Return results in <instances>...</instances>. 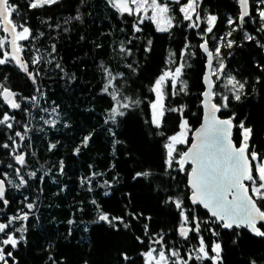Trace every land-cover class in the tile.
<instances>
[{
    "label": "trees",
    "instance_id": "16d2710c",
    "mask_svg": "<svg viewBox=\"0 0 264 264\" xmlns=\"http://www.w3.org/2000/svg\"><path fill=\"white\" fill-rule=\"evenodd\" d=\"M14 2L21 6V13L27 17L33 31L44 33L33 41L44 59V63L38 66L42 74L37 85H33L14 65L0 66V76H7L4 83L19 95H37V86L43 91L39 109L31 108L28 116L22 111L15 112L17 120L28 123L32 129L28 133L30 140L24 141L29 155L23 171H35L37 176H25L29 180L26 186H8L6 198L10 201L9 207L3 208L0 204V210L7 215H14L22 207L24 197L36 205L24 233L25 239L15 250L7 249L12 251L16 264H53L49 257H53L56 264H128L122 258L125 253L134 259L135 264H144L141 253L147 251L145 223L150 234L163 230L166 239L177 242L183 254L185 243L176 234L180 215L172 204L164 202L166 196L172 193L183 199L184 206L189 210L195 207L196 216L202 220L208 219V213L188 200L187 179L191 164L183 172L175 166L165 170L164 145L168 141L157 135L149 123V101L155 98L150 88L165 69L169 52H175L178 57L179 50L187 41L190 50L196 53L186 57L190 65L185 67L183 74L187 92L172 97L169 90L164 104L166 108L183 106L182 118L192 129L190 135L200 125L206 59L198 48L201 43L199 36L187 28L176 12L179 26L171 32H158L154 24L145 21L143 32L136 34L139 38L133 45H127L132 18L121 19L106 0H85L83 4L80 0H59L50 7L34 10L25 7L26 0ZM201 7L205 13L218 17L217 29L214 30L217 36L228 31L226 20L230 16L235 17L238 10L235 0H203ZM77 14L82 19H74ZM258 26L248 23L245 29L257 37L259 44L256 40H245L243 32L237 31L231 37L236 44L230 49H221L228 71L238 79L248 80L251 87L246 89L247 95L240 101L232 100L229 94V106L222 108L219 115L230 118L234 114L233 140L238 147L242 140L239 124L243 122L245 128L251 129L250 150L264 154V75L257 67L264 64V48L260 47L264 44V39H260L264 32H257ZM149 39L152 41L151 50L145 51ZM121 42L132 47L133 56L120 53ZM209 43L212 47V41ZM53 44L56 45V53L49 57ZM49 59L53 62L48 63ZM56 63L62 66L63 71L55 67ZM128 63L137 67L135 74L126 68ZM101 64L111 69L113 74L124 72L126 82L120 81L123 92L143 101L138 107L126 110V115L119 117L116 124L105 122L114 102L102 91ZM257 76L261 78L260 84L254 83ZM215 102H219V97ZM25 107H29L27 102L22 104V108ZM53 107L57 108L58 115H50ZM44 108L49 112L40 110ZM2 110L13 114V110L0 100ZM41 116L44 119L55 117L56 125L44 124ZM180 120L179 112L166 113L165 125L160 131H164L165 136L178 133ZM9 135L10 132L0 126V144L8 142ZM89 135L91 139L85 147L82 141ZM190 135L187 144L177 147L178 152L188 149ZM52 144L56 147L50 150ZM77 147L80 148L78 154L75 152ZM9 163L15 166L8 150L0 148V169L8 172L9 178L18 183L12 169L6 168ZM143 171H149L151 175L133 178L137 172ZM93 172L103 175L92 177ZM253 174H256L255 164ZM104 181H108L110 187L104 186ZM249 190L251 192V188ZM257 204L264 210V201L258 200ZM100 212L107 213L110 219L123 217L130 226L96 223ZM132 213L143 215L133 219ZM3 214H0V220ZM146 217L151 219L146 220ZM69 221L73 223L69 224ZM201 227L203 229L204 225ZM216 231L218 237H211L206 231L202 234L209 244L212 239L221 243L222 264H247L250 259L264 256V238L246 229L217 228ZM236 231L238 236L233 234ZM136 237L144 239L145 243H139ZM9 264H12L11 260Z\"/></svg>",
    "mask_w": 264,
    "mask_h": 264
},
{
    "label": "snow or ice",
    "instance_id": "6c2138e0",
    "mask_svg": "<svg viewBox=\"0 0 264 264\" xmlns=\"http://www.w3.org/2000/svg\"><path fill=\"white\" fill-rule=\"evenodd\" d=\"M59 0H26L27 9H42L57 4ZM83 4L85 0H80ZM238 5L235 17H228L226 24L228 31L217 36L214 30L217 29L218 17L211 13H205L201 5L203 0H106L108 6L115 10V13L123 19L131 17V32L127 39V45H133L134 40L139 37L137 33L143 32L145 21H150L155 25L158 32H171L173 28L179 26L176 12L179 13L180 20L186 23L188 29L194 30L199 36L201 43L198 48L206 57V72L203 76V82L206 85L203 96V107L205 109L204 121L200 128L194 131V140L186 151L178 152L177 145L187 144L186 133L192 131L188 126V121L183 119V106L165 107L164 100L170 95L175 97L180 93L187 92V83L183 79L184 69L187 64L186 57L194 56L196 53L191 51L190 44L186 41L183 48L179 50V56L175 52H169L168 62L165 69L153 81L150 91L154 94V99L149 101L151 109V119L149 123L156 130V134L164 137L168 142L164 145L166 149L165 170L178 167L181 172L185 171L186 166L191 164L188 171V185L190 195L188 200L193 206H202L208 213V219L202 220L195 214V207L191 210L184 206L183 199L169 193L164 202L172 204L179 212L180 223L176 229V234L185 243L183 254L180 247L175 241H168L166 234L163 232L150 234L148 224L144 225V236L147 238V251L142 252L141 256L144 264H222L221 256L222 247L217 239H212L209 244L205 240L202 232L206 231L211 237H218L217 228L225 230L246 229L249 233L264 238V210L258 206L257 201H264V154L250 150V128H245L243 122L239 124L242 129V140L239 147L233 142L232 129L234 114L227 119H221L217 113L221 109H226L231 99L240 101L242 96H246V89L250 88L248 80L238 79L228 71V65L225 63V57L221 54L222 48H232L236 41L231 39L234 32H243V38L247 41L259 40L245 29L248 23L258 24L255 29L257 32H264V0H235ZM176 5V8H173ZM21 6L14 0H0V66L14 65L17 67L33 85H37L41 77L42 69L38 67L44 63V59L39 55V49L33 45L38 37L43 36V32H34L28 24V19L21 13ZM74 19L80 20L82 16L77 14ZM51 27V26H50ZM57 28L60 25H56ZM67 31V29H65ZM121 31H124L121 29ZM260 39H264L261 37ZM212 41V47H210ZM145 51L151 50V39L147 40ZM32 45V47H29ZM100 47L99 44L96 45ZM260 47L264 48V44ZM120 53L126 56H133L132 47H128L121 42ZM56 53V45L51 46L48 53L53 57ZM30 57V59L28 58ZM48 63L53 60L49 59ZM57 69L63 71L59 63L55 64ZM264 75V64L257 66ZM100 68L103 73L102 91L109 96L114 102L106 123L116 124L119 117L126 115V110L138 107L143 101L139 98L127 95L123 92L120 81L126 82L124 72L113 74L112 70L101 64ZM126 68L130 73L135 74L137 67L133 63H128ZM213 77L215 79L213 80ZM7 76H0V100L13 110L10 114L7 110L0 111V126H3L10 132L8 142L0 144V148L7 149L8 154L15 162L6 165V168L12 169L16 180L9 178V173L0 169V204L3 208H8L10 201L6 198L8 186L20 188L29 184V178H36L35 171L24 172L27 165L26 157L29 153L25 150L28 145L24 141L30 140L28 133L32 131L28 123H21L17 120L15 112L22 111L26 116L30 115L31 108L39 109V99L43 96L40 87H35V93L29 97H24L14 92L4 83ZM255 84L261 83V78L256 77ZM179 84V88L177 85ZM219 87L220 90H217ZM254 91V88H252ZM219 97V102H214ZM27 102L29 107L22 108V104ZM43 112H49L47 108L40 109ZM168 112L181 115L179 123L180 131L170 136H165L164 131H160L165 125V115ZM51 114L57 113V108L51 109ZM34 118V117H33ZM44 124L55 126L56 118L44 119ZM20 128L22 130H16ZM115 136V133H112ZM91 136H85L82 143L87 146ZM119 143V141H116ZM56 145H50L55 148ZM115 148V144L113 145ZM75 152L78 154L80 148L77 147ZM34 155V153H32ZM253 164L255 172L253 174ZM61 171H63V162L61 161ZM103 175L102 173H92V177ZM149 171L137 172V177H149ZM92 177L88 183H91ZM41 181L43 177L40 178ZM248 182V183H246ZM104 186L110 187L108 181H104ZM251 188V194L249 193ZM91 191V188H89ZM105 195H108L105 192ZM96 203L95 200L92 201ZM22 207L16 210L14 215L3 214L0 220V264H16L10 247L15 250L17 246L25 239L24 233L28 229V222L32 210L36 207L34 202H29L27 197L21 201ZM99 208V205H97ZM139 216L132 213L133 219H139ZM150 220V217H146ZM96 223L104 222L113 227L117 223L122 224L125 228L130 225L124 221L123 217H112L104 212H100L95 221ZM73 221H69V224ZM17 225H19L17 227ZM202 225L204 228L202 229ZM190 234H194L190 236ZM234 235H239L236 231ZM137 241L144 244V239L136 237ZM193 239L195 243H193ZM124 261L128 264H135L134 259L126 253L122 254ZM56 264L53 257H49ZM247 264H264V256L250 259Z\"/></svg>",
    "mask_w": 264,
    "mask_h": 264
},
{
    "label": "water",
    "instance_id": "95a60500",
    "mask_svg": "<svg viewBox=\"0 0 264 264\" xmlns=\"http://www.w3.org/2000/svg\"><path fill=\"white\" fill-rule=\"evenodd\" d=\"M202 52V51H201ZM202 54L205 56V54L202 52ZM205 59H206V57H205ZM205 72H206V63H205V71H204V74H205ZM213 80H214V77H213ZM203 87H204V91H205V89H206V85L204 84V82H203ZM202 97V101H203V96H201ZM215 102V101H214ZM201 107H202V118H201V123H200V125L196 128V129H198V128H200V126L203 124V121H204V114H205V109H204V107H203V104L201 103ZM217 116L219 117V118H221V119H227V118H223V117H221L220 115H219V112L217 113ZM233 125H234V123H233ZM195 129V130H196ZM194 130V131H195ZM233 130H234V127H233V129H232V139H233ZM194 131L192 132V134H191V136H190V138H191V142H190V144H189V147H190V145H191V143L193 142V140H194ZM233 142H234V140H233ZM235 143V142H234ZM236 144V143H235ZM237 146V145H236ZM238 147V146H237ZM187 183H188V179H187ZM189 186V185H188ZM249 193L251 194V192H250V190H249ZM201 208H202V206H201ZM203 209V208H202ZM204 211H206L205 209H203ZM207 212V211H206Z\"/></svg>",
    "mask_w": 264,
    "mask_h": 264
},
{
    "label": "rangeland",
    "instance_id": "374dc122",
    "mask_svg": "<svg viewBox=\"0 0 264 264\" xmlns=\"http://www.w3.org/2000/svg\"><path fill=\"white\" fill-rule=\"evenodd\" d=\"M2 34H3V33H0V35H2ZM189 135H190L189 132H187V133H186L187 140H188ZM190 136H191V135H190ZM178 146H179V145L176 146V149H177Z\"/></svg>",
    "mask_w": 264,
    "mask_h": 264
}]
</instances>
